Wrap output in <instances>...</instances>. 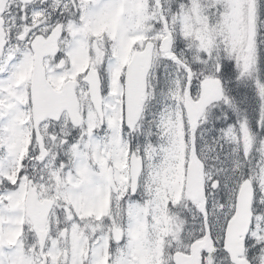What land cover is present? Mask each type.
<instances>
[{
    "label": "snow or ice",
    "instance_id": "1",
    "mask_svg": "<svg viewBox=\"0 0 264 264\" xmlns=\"http://www.w3.org/2000/svg\"><path fill=\"white\" fill-rule=\"evenodd\" d=\"M0 264H264V0H0Z\"/></svg>",
    "mask_w": 264,
    "mask_h": 264
}]
</instances>
